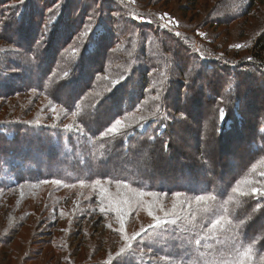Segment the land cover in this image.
I'll use <instances>...</instances> for the list:
<instances>
[{
  "label": "trees",
  "instance_id": "trees-1",
  "mask_svg": "<svg viewBox=\"0 0 264 264\" xmlns=\"http://www.w3.org/2000/svg\"><path fill=\"white\" fill-rule=\"evenodd\" d=\"M47 1L19 0L24 10L7 15L0 98L28 91L62 111L4 123L11 137L0 133V191L79 184L92 206L83 215L102 218L117 237L120 212L129 221L145 211L148 222L111 264H264V196L252 194L264 190V29L234 70L168 33L119 37L108 29L93 43V33L77 41L56 26L33 47L45 6L53 7ZM256 1L225 16L237 20ZM77 5L63 6L59 21L68 15L70 27L79 18L90 29ZM116 44L125 52L112 51ZM203 64L213 65L209 75ZM116 119L117 130L102 135ZM202 195L210 198L195 200Z\"/></svg>",
  "mask_w": 264,
  "mask_h": 264
},
{
  "label": "rangeland",
  "instance_id": "rangeland-1",
  "mask_svg": "<svg viewBox=\"0 0 264 264\" xmlns=\"http://www.w3.org/2000/svg\"><path fill=\"white\" fill-rule=\"evenodd\" d=\"M17 1H0V33L6 29L4 22L9 15L17 17L24 10V6ZM73 1L79 4L77 16L81 19L85 15L83 23L90 24V29L82 26L79 18H76L75 26L70 27L68 15L63 19L67 23L59 21L62 7L71 5ZM47 2L53 3V7L45 6L42 18L47 20L46 26L33 47L40 43L43 34L50 33L56 26L57 33H75L77 41L81 38L80 34L93 33V43L99 35L108 33V29L119 37L168 33L176 38V44L186 47L189 43L191 51L203 60L220 61V67L234 70L238 60L250 57L249 48L253 39L264 29V0L252 3L247 14L237 20L235 13L225 15L239 9L237 6L243 3V6L249 4L251 0ZM2 36L0 34V50L9 45ZM125 43L129 44V39ZM237 44L241 47H235ZM89 48L91 50L93 45ZM111 50L120 54L125 52L118 44ZM1 62L9 72L12 66L8 58H2ZM212 68L210 64L199 65L204 75H209ZM224 77L227 78L226 75ZM19 85L18 81L14 84L15 87ZM61 109L49 106L48 99L32 92L12 93L10 97L0 98V133L11 137V131L4 126L10 119H29L34 113L44 117ZM59 185L31 183L0 191V264H111L112 255L121 250L130 235L137 233L142 224L148 222L149 216L145 211L129 218V221L127 213L122 211L117 218L120 227L123 222V232L117 237L102 218L83 215L92 208L87 204L89 194L84 192L85 187L79 184Z\"/></svg>",
  "mask_w": 264,
  "mask_h": 264
},
{
  "label": "snow or ice",
  "instance_id": "snow-or-ice-1",
  "mask_svg": "<svg viewBox=\"0 0 264 264\" xmlns=\"http://www.w3.org/2000/svg\"><path fill=\"white\" fill-rule=\"evenodd\" d=\"M92 31L94 32V29H93ZM89 39H90V38H89ZM86 47H87V45H85V48H86ZM235 47L239 48V47H241V45L237 44V45H235ZM53 110H55V109H53ZM222 113H223V110H221V115H220V117H219L221 120L224 119ZM72 115L75 117V116H76V113L73 112ZM121 123H122V121H121L120 119H116V120L114 121V123L111 125V127L107 128L106 133H102V135L107 134V133H113V132H115V131L117 130V126L121 125ZM45 182H46V181H45ZM53 183L59 184L60 181H53ZM81 183H83V182H81ZM99 183H100V181L97 180V181H96V184H99ZM116 183L119 185V184L121 183V181H116ZM125 187H126V185H125ZM236 191H238V188H233V192H236ZM240 194L243 195V196H247L249 193H247V192H242V193H240ZM252 194L259 195V196H264V190H260V189L253 188V189H252ZM138 195H139V196H144V195H147V196H159V195H162V193H155V192H147V193H145V192H139ZM173 195H174L175 197H179V196H181L182 194H181L180 192H175V193H173ZM209 198H210V197H206V196H203V195H202V196H196V197H195V200L198 201V202H200V201H205L206 199H209ZM131 199H132V197H129L128 200L122 201L121 203H128L129 200H131ZM149 215H152V213L149 212ZM154 219H157V218L154 217ZM216 223H219V221H216ZM158 225H159V220L157 219V225H155V226H158ZM121 231L123 232V222L121 223ZM198 242H199V241H198ZM123 252H124V249H121V254H122Z\"/></svg>",
  "mask_w": 264,
  "mask_h": 264
}]
</instances>
